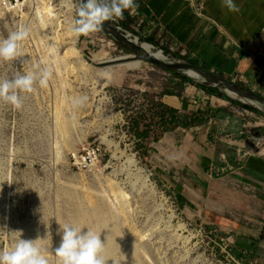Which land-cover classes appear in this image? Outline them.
I'll list each match as a JSON object with an SVG mask.
<instances>
[{"label":"rangeland","instance_id":"rangeland-1","mask_svg":"<svg viewBox=\"0 0 264 264\" xmlns=\"http://www.w3.org/2000/svg\"><path fill=\"white\" fill-rule=\"evenodd\" d=\"M30 1L22 14L0 10V37L22 24L29 28L20 42L19 58L0 60V79L41 67L51 75L46 84L37 80L31 92L18 93L19 108L0 100V227L8 232L0 230V249L14 246L18 237L36 239L48 264H59L54 251L60 243L59 227L71 223L99 233L106 264H248L237 259V238L208 223L200 200L192 209L180 205L177 190L162 178L168 163L145 155L156 143L158 130L156 103L143 96L139 73L149 74L146 68L152 65L94 68L88 63L79 68L77 59L64 56L68 46L44 37H53L56 27L52 22L41 24ZM49 3L60 19L69 13L72 21L77 18L76 0L68 5L62 0ZM74 45L81 57L96 62L131 55L99 30L78 34ZM119 77L123 79H113ZM148 77L158 82V75ZM56 115L75 154L86 148L99 150L94 169L73 166V154L56 130ZM134 121L140 132L150 126L149 140L140 141L132 132ZM248 130L244 141L251 147L262 144L258 148L264 152V132ZM251 136L263 143L250 142ZM229 138L237 142L231 136L216 141L217 158L236 167L239 156L235 146L226 145ZM111 186L123 190L131 214H123Z\"/></svg>","mask_w":264,"mask_h":264},{"label":"crops","instance_id":"crops-1","mask_svg":"<svg viewBox=\"0 0 264 264\" xmlns=\"http://www.w3.org/2000/svg\"><path fill=\"white\" fill-rule=\"evenodd\" d=\"M135 3L122 18L111 20L168 55L193 61L264 98V0H235L236 11L221 0ZM146 70L150 73H139L143 96L186 115L202 110L209 119L202 127L177 129L151 143L149 158L168 163L162 178L177 190L183 208L192 209L200 200L208 223L237 238L240 262L264 264V157L238 159L231 167L219 161L216 145L219 137L239 140L247 128L264 132V113L238 99L208 96L194 84L186 85L181 98H160L170 75L153 65ZM148 75H158V82Z\"/></svg>","mask_w":264,"mask_h":264},{"label":"clouds","instance_id":"clouds-1","mask_svg":"<svg viewBox=\"0 0 264 264\" xmlns=\"http://www.w3.org/2000/svg\"><path fill=\"white\" fill-rule=\"evenodd\" d=\"M221 3L229 11L238 10L235 0H221ZM136 7L135 0H83L82 3L78 0L77 18L72 21L69 30L75 34L98 30L104 21L113 17L122 18L125 9ZM28 34V26L22 24L7 36L0 37V60H17L20 42ZM24 62L26 63V60ZM50 75L48 68L41 67L36 71H17L10 79H0V100L19 108L21 100L18 93L31 92L37 80L41 85L46 84ZM82 229L86 228L71 223L59 227L60 243L54 250L60 258L59 264H106L107 261L101 255L104 242H101L99 233ZM0 230L8 233L3 227H0ZM35 240L18 237L14 246L0 249V264H48L40 249L35 246Z\"/></svg>","mask_w":264,"mask_h":264},{"label":"water","instance_id":"water-1","mask_svg":"<svg viewBox=\"0 0 264 264\" xmlns=\"http://www.w3.org/2000/svg\"><path fill=\"white\" fill-rule=\"evenodd\" d=\"M78 5V0H76ZM83 0H81V3ZM111 41L121 46L126 51L132 54V57L106 63H93L90 58L84 57L88 63L94 68L113 67L122 65L126 62L139 61L146 62L153 66H156L163 71L176 73L194 79V81L201 84L218 89L220 92L227 95L229 98L238 99L241 102L247 103L256 110L264 113V98L260 95L248 90L229 81L223 76H220L212 71H209L197 64L191 63L182 58H176L163 53L157 55V53L146 52L142 50L137 44L138 38L132 36L122 25L114 23L111 19L102 23L99 28ZM154 46V45H153ZM187 72H190L188 74ZM252 102L258 103L261 108H258L251 104Z\"/></svg>","mask_w":264,"mask_h":264},{"label":"trees","instance_id":"trees-1","mask_svg":"<svg viewBox=\"0 0 264 264\" xmlns=\"http://www.w3.org/2000/svg\"><path fill=\"white\" fill-rule=\"evenodd\" d=\"M98 30L102 34H104L100 29ZM162 49L166 54L168 53L166 49ZM174 57L180 58L179 55H174ZM189 62L194 63L193 61ZM156 68L162 70L158 67ZM164 72L170 75V79H168L165 83L166 88L163 90V92H161L159 96L160 98H163L165 96H176L181 98L186 85L194 84L196 87L203 90L208 96L229 99L227 95L220 92L218 89L196 82L194 81V79L176 73L166 71ZM153 109L155 111L154 120L157 121L155 127L158 130L157 137L155 138L156 143L159 142L164 135L171 133L177 129L189 130L196 127H202L207 124L209 120L207 112H203L202 110H197L189 115H186L180 113L179 111L170 109L161 103H156L153 106ZM143 129L144 131L140 132L139 123L137 121H134L132 132L135 133L140 141H147L150 139V126L144 125ZM145 155L146 157L149 156V152H146Z\"/></svg>","mask_w":264,"mask_h":264},{"label":"bare ground","instance_id":"bare-ground-1","mask_svg":"<svg viewBox=\"0 0 264 264\" xmlns=\"http://www.w3.org/2000/svg\"><path fill=\"white\" fill-rule=\"evenodd\" d=\"M68 1L69 0H62L63 4H66V5H68L67 4ZM33 5H34V9L33 10H34L35 14L37 15V17L39 18V22L41 24H43L44 22H49V23L52 22V23H54V25L56 27L55 35L53 37H49V36H47V34H44V37L48 41L51 40L52 42L53 41H62L61 43H63L66 46H68L67 49L64 51V56H66V57H73V58L77 59L76 64H77V66L79 68L82 69L86 65H88L87 60L84 59L83 57H81L80 54L78 53V51L75 48V45L74 44L76 43L78 34H75V33L71 32L69 30L70 27H71V23H72L71 14L69 13L67 15V17H65L63 19H60L61 16H59V12H56L55 8H53L51 6V4L49 3V0H39V3L38 2H35V0H33L32 6ZM58 10H60V9L58 8ZM137 44L139 45V47L142 50H144L146 52H153V53L155 52V53H157V55H160L162 53V51L155 49V47L152 44H150V43H145V42L137 41ZM130 57H132V54L131 55L117 57V58H105V59L100 60L98 62L92 61L91 59L90 60L93 63H106V62H112V61H120V60H124V59L130 58ZM62 61H64V60H62ZM132 62H139V61H131V62H126L124 64L132 63ZM89 65H90V63H89ZM58 66H59V64H58ZM187 73L190 74V72H187ZM251 104H253L254 106H256L258 108L261 107L258 103H255V102H252ZM55 127H56L57 132L61 135V140L65 144L64 146H66L67 148H69L70 152L76 158L77 153L75 154V150L69 144L68 139L65 136L66 129H64V125H63V122L61 121V118L59 116H57V115L55 117ZM70 127H71V125H70ZM79 140L80 139H78V141ZM95 167L96 166L94 165L93 166V169ZM111 189L114 191L115 194H117V197L119 199L118 204H119V207L121 208L123 214L124 215H128V213L130 211L127 210L128 209L127 207L129 205L127 203V198H126L123 190L120 189V188H118V187H115L114 188L113 186H111ZM129 214H131V212ZM94 217L95 216H93V218Z\"/></svg>","mask_w":264,"mask_h":264},{"label":"built area","instance_id":"built-area-1","mask_svg":"<svg viewBox=\"0 0 264 264\" xmlns=\"http://www.w3.org/2000/svg\"><path fill=\"white\" fill-rule=\"evenodd\" d=\"M30 3V0H0V10L9 14H15L19 12L22 14V10L24 11V9L29 8ZM248 135H250V131L248 130V128L244 129L243 131L239 132V140L235 142L231 138H229L230 140L228 145L231 147H236V152L239 156V160H243L249 156L264 157V152H261V149L263 147L258 148V146H261L262 144H257L255 147H251L247 143V140H241V138ZM248 140L250 142L253 141L263 143V140L261 138H256L254 136H251L250 138H248ZM98 158L99 150L96 148H86L85 150L77 153L76 158L71 156L73 166H75L80 171H88L93 168V166L98 163Z\"/></svg>","mask_w":264,"mask_h":264}]
</instances>
